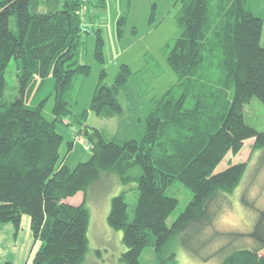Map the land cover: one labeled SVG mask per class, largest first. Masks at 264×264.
I'll return each mask as SVG.
<instances>
[{
	"label": "trees",
	"instance_id": "16d2710c",
	"mask_svg": "<svg viewBox=\"0 0 264 264\" xmlns=\"http://www.w3.org/2000/svg\"><path fill=\"white\" fill-rule=\"evenodd\" d=\"M250 2L177 0L178 34L163 49L177 81L149 104L143 136L117 142L84 126L89 112L100 118L123 115L122 90L142 72L124 64L114 83H100L90 107L76 116L92 155L71 170L61 161L63 136L56 124L73 113L78 80L91 71L80 60L82 36L90 32L86 12L90 6L104 8L105 0H0V224L12 223L17 235L24 216L30 217L38 243L33 264L85 262L89 193L105 181L132 185L139 193L132 218L124 193L111 198L108 223L123 231L126 264H141L140 256L149 247L159 264H178L177 247L203 261L211 258L203 257L211 248L222 258L220 264H264V208L255 211L258 216L249 232L217 228L226 201L232 205L254 157L255 171L264 166V132L245 120V107L253 97L264 103V20L249 8ZM123 23L121 18L119 37ZM95 32L102 61L101 28ZM12 59L20 90L9 102L4 99L5 72ZM145 59L142 73L151 64L154 75L162 73L154 57ZM51 76L54 121L44 117V102L36 107L26 103L37 80L42 84ZM250 139V160L215 173L228 154L237 155ZM176 182L193 198L169 227L179 201L167 191ZM79 193L82 202L71 203ZM241 200L253 207L244 190Z\"/></svg>",
	"mask_w": 264,
	"mask_h": 264
},
{
	"label": "rangeland",
	"instance_id": "374dc122",
	"mask_svg": "<svg viewBox=\"0 0 264 264\" xmlns=\"http://www.w3.org/2000/svg\"><path fill=\"white\" fill-rule=\"evenodd\" d=\"M180 4L177 0H105L104 8L90 6L86 12L87 29L90 31L82 36L81 63L90 66L89 75L83 76L76 85V103L72 114L63 122L56 124V130L63 136L60 146L61 161L71 170L78 164L86 162L92 155L87 150L91 144L85 133L80 132L76 116L90 107L92 98L100 83L112 85L121 66H129L134 73L144 72L147 55H151L162 69L160 75H154L155 65L151 64L148 71L140 73L122 90L121 102L124 107L122 116L115 118H100L89 112L84 126L97 128L106 134L109 140L122 142L127 139H140L145 130V116L149 104L176 83L177 77L168 66L163 49L166 44L178 34L176 15ZM249 8L264 20V0H251ZM153 15V22L150 19ZM123 18V34L119 37V20ZM101 28L103 37V60L97 57V33ZM94 29V31H92ZM264 46V26L262 34ZM6 89L4 99L12 102L19 96V81L16 62L12 59L5 72ZM44 102L43 115L49 121H54L55 80L51 76L41 84L37 80L35 87L26 95V103L36 107ZM247 124L264 132V103L253 97L245 107ZM78 137V138H77ZM254 140L245 142L243 149L237 155L228 154L217 167L215 173L222 172L230 165L244 163L250 160ZM256 158L252 160L250 171L241 186L235 192L232 205L226 201V208L217 220L220 232H242L252 230L259 209L264 208V166L255 171ZM243 188V189H242ZM245 191L246 200L253 207L246 206L241 195ZM93 191V192H92ZM89 193L88 207L90 224L88 231V251L83 264H126L122 260L128 247L124 242L122 230L113 229L108 223L111 198L123 194L129 204V214L132 218L133 209L137 204L139 193L132 185L124 186L111 181L103 182ZM167 194L179 201L177 209L167 221L170 227L178 216L184 212L193 198L190 190L179 182L173 184ZM83 193L70 198L71 203L79 204ZM30 222L28 215L24 223ZM216 227V225H215ZM213 229L211 230V232ZM239 241L237 243L240 244ZM211 248L203 251V257L211 256L208 261L198 259L185 249L177 247L178 264H220L222 258L214 254ZM264 255V252H262ZM141 264H159L152 247L146 248L140 256Z\"/></svg>",
	"mask_w": 264,
	"mask_h": 264
},
{
	"label": "crops",
	"instance_id": "0c3cea01",
	"mask_svg": "<svg viewBox=\"0 0 264 264\" xmlns=\"http://www.w3.org/2000/svg\"><path fill=\"white\" fill-rule=\"evenodd\" d=\"M31 221L24 223L16 235L12 223L0 224V264H33V255L38 248L31 230Z\"/></svg>",
	"mask_w": 264,
	"mask_h": 264
}]
</instances>
